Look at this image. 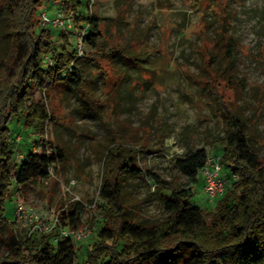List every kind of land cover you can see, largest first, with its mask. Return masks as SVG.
<instances>
[{"label":"rangeland","instance_id":"obj_1","mask_svg":"<svg viewBox=\"0 0 264 264\" xmlns=\"http://www.w3.org/2000/svg\"><path fill=\"white\" fill-rule=\"evenodd\" d=\"M59 1H43L37 10L38 27H42L43 12L47 21L55 16ZM85 1L80 2L79 11L100 17L102 36L97 46H118L124 53L85 66L82 88L58 80L45 93L41 89L35 92V98L44 102L51 116L45 125L46 135L61 151L62 160L48 179L34 180L19 191L27 203L52 215L57 213L59 203L71 199L64 189L71 179L75 180V194L82 200L91 202L96 198L95 207H85L80 215V227L92 230L77 244L76 264H85L86 250L103 223V208L109 205L99 197L98 188L103 154L115 131L128 144L144 140L147 148L139 154L143 167L174 187L193 186L192 204L213 209L223 195L224 191L209 198L203 188V175L198 172L192 182L173 160L176 154L200 147L209 157L221 153V145L213 143L211 137L223 134L224 121L209 98L210 85H205L204 61L208 53L201 54L204 50L217 51L210 62L214 70L226 64L227 60L213 48L221 14L226 16L225 29L233 42L228 71L237 85L232 87L219 79L216 83L225 98L239 107L250 142L264 161V0H94L91 8ZM46 28L59 42V29L50 22ZM2 33L0 24V58L7 43ZM86 49L92 50L89 46ZM21 124L19 118L10 122L14 135ZM31 142L32 138L23 137L16 147L25 154ZM229 175L227 169L220 171L222 177ZM122 180L130 216L142 223L166 217L152 181L129 172ZM13 188L12 184L5 202L4 233L12 232L23 239L20 224L11 222L15 218Z\"/></svg>","mask_w":264,"mask_h":264},{"label":"trees","instance_id":"obj_2","mask_svg":"<svg viewBox=\"0 0 264 264\" xmlns=\"http://www.w3.org/2000/svg\"><path fill=\"white\" fill-rule=\"evenodd\" d=\"M44 0H2L0 24L7 43L0 58V264H76L78 242L72 238L54 241L51 234L34 233L21 239L12 232L4 233V215L10 186H25L34 180L50 177L62 160V153L51 144L52 152L44 149L33 153L30 149L18 159L16 146L23 137L34 131L44 132V124L51 119L45 104L35 98V92L55 81H65L75 88L85 85V66L99 58L124 53L114 46H97L102 36L100 17L93 12L83 14L78 7L82 0H64L66 8L75 11L76 28L87 25L85 48L78 55L76 30H59V42L46 27H38L37 10ZM87 8L88 3L85 1ZM58 8V7H57ZM226 16L220 15L221 26L213 48L226 64L214 70L210 62L214 52L207 55L204 69L205 85L213 108L224 121V132L212 136L221 145L222 169L230 172L224 193L213 209L194 205L193 186L174 187L159 174L139 163L140 152L146 144L142 138L128 144L118 131L113 132L103 154L101 183L98 195L109 205L103 208V223L97 238L86 250L85 264H264V161L251 144L239 107L227 100L216 81L237 85L231 71L232 38L225 29ZM70 33L73 37H70ZM212 46V45H211ZM217 52V51H216ZM48 58L51 59L49 62ZM69 70L68 75H62ZM44 92V93H45ZM21 119L24 127L13 134L12 119ZM26 132V133H24ZM17 134L22 135L16 141ZM51 143V142H50ZM207 151L200 147L173 157L178 170L196 181L205 165ZM152 181L154 193L160 198L166 217L150 223L135 220L128 212L122 191V176ZM232 175L236 177L233 178ZM231 179V181H230ZM82 202H61L57 214L61 226L77 229L82 226ZM13 222V221H11Z\"/></svg>","mask_w":264,"mask_h":264},{"label":"built area","instance_id":"obj_3","mask_svg":"<svg viewBox=\"0 0 264 264\" xmlns=\"http://www.w3.org/2000/svg\"><path fill=\"white\" fill-rule=\"evenodd\" d=\"M88 3V7L94 3V0H86ZM70 10V11H69ZM67 10L65 8L64 0H60L58 3V8L55 16L47 21L46 14L43 12L42 17L40 18V25L42 27H46L47 23L50 22L51 25L59 30L68 31V30H76V49L78 55L84 54L86 48L84 43V38L86 34L87 25L83 27L76 28L75 23V11L73 9ZM49 62L51 59L48 58ZM69 70L62 73V75H68ZM44 93V89H42ZM46 124H44V132L34 131L32 130L29 133L30 138H32L31 142V151L33 153L40 152L42 149L45 150L46 153L52 152L53 148L51 147L50 140L46 135ZM22 139L21 134H17L16 141H20ZM18 159H22L24 154L22 152H18ZM221 156L216 155L212 157H207L205 165L203 168L199 170V172L204 177L203 188L206 195L209 198H214L218 194L222 193L226 186L229 183V180L226 177L220 176V171L222 170V165L220 163ZM50 171V176L53 174V168L51 166L48 167ZM235 178V175H232ZM75 180L71 179L65 185V191L71 195V199L69 201L77 200L83 203L84 207H95L96 198L91 202H86L82 200L79 196L75 194L74 191ZM21 186L16 185L15 188V211H14V220L13 222L19 223L23 229L24 238H29L34 233L39 234H51L54 241L64 240L66 238H72V240L77 243L82 241L84 238L88 237L91 233V227H79L77 229H72L69 227L61 226L59 222V217L57 213L51 214V211H38V209L34 208V205L29 204L23 199L20 194ZM53 213V212H52Z\"/></svg>","mask_w":264,"mask_h":264},{"label":"crops","instance_id":"obj_4","mask_svg":"<svg viewBox=\"0 0 264 264\" xmlns=\"http://www.w3.org/2000/svg\"><path fill=\"white\" fill-rule=\"evenodd\" d=\"M20 129H21V127H20ZM19 130V129H18ZM203 184H204V179H203Z\"/></svg>","mask_w":264,"mask_h":264}]
</instances>
